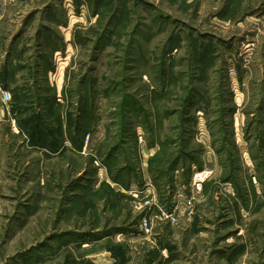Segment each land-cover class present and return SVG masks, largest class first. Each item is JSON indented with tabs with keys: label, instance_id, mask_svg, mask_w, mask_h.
Listing matches in <instances>:
<instances>
[{
	"label": "rangeland",
	"instance_id": "1",
	"mask_svg": "<svg viewBox=\"0 0 264 264\" xmlns=\"http://www.w3.org/2000/svg\"><path fill=\"white\" fill-rule=\"evenodd\" d=\"M0 73V264H264V0H0Z\"/></svg>",
	"mask_w": 264,
	"mask_h": 264
},
{
	"label": "built area",
	"instance_id": "2",
	"mask_svg": "<svg viewBox=\"0 0 264 264\" xmlns=\"http://www.w3.org/2000/svg\"><path fill=\"white\" fill-rule=\"evenodd\" d=\"M12 101V95L9 89L5 87L0 77V105L9 112V105ZM90 139V133H87L83 146L86 148ZM212 176V170L208 168L197 169L193 167L191 172L190 181L187 185L178 186L172 197H170V206L168 207L165 203L155 200V189L151 182H147L143 189L134 190L131 193L134 197H140V201L137 205V209L148 208L157 210L155 218L159 220H166L170 223L178 221L180 215L188 212L192 209L195 197L201 194L203 184ZM188 191L186 193L185 191ZM140 228L144 235L151 236L153 233V221L151 217L143 216L140 220Z\"/></svg>",
	"mask_w": 264,
	"mask_h": 264
},
{
	"label": "trees",
	"instance_id": "3",
	"mask_svg": "<svg viewBox=\"0 0 264 264\" xmlns=\"http://www.w3.org/2000/svg\"><path fill=\"white\" fill-rule=\"evenodd\" d=\"M0 77H1V79H2V81H3V83L5 84V81H4V79H3V77H2V75H1V73H0ZM5 87H6V84H5ZM7 88V87H6ZM12 92V91H11ZM14 96V98H13V100H14V102H13V104H12V106L15 104V101H17V99H18V96L17 95H13ZM84 106V104H82V107ZM16 108H17V105L15 104L12 108H11V112L13 111L15 114H16ZM19 109H21V106L19 105V108H18V110ZM36 119V117H32L31 118V121H34ZM38 122L39 123H37L36 125H40V122H41V120H38ZM21 123V122H20ZM22 124V123H21ZM22 129V128H21ZM33 137H37L38 138V141H40V138L41 137H39V135L35 132L33 135H32V139H35V138H33ZM72 138V137H71ZM73 139V138H72ZM74 140V139H73ZM83 142H84V139H83V136H82V141H81V143H80V147H82L83 146Z\"/></svg>",
	"mask_w": 264,
	"mask_h": 264
},
{
	"label": "crops",
	"instance_id": "4",
	"mask_svg": "<svg viewBox=\"0 0 264 264\" xmlns=\"http://www.w3.org/2000/svg\"><path fill=\"white\" fill-rule=\"evenodd\" d=\"M12 107V105H11V103H10V105H9V111H10V108ZM9 112H7L6 110H5V108L3 107V106H1L0 105V122L1 121H4V117H5V114H8ZM8 116H10V115H8ZM5 121H8L9 122V120H5Z\"/></svg>",
	"mask_w": 264,
	"mask_h": 264
}]
</instances>
